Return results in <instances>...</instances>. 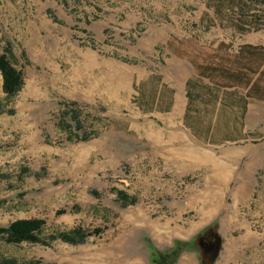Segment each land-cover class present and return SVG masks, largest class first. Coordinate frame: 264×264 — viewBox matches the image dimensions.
<instances>
[{"label":"rangeland","instance_id":"374dc122","mask_svg":"<svg viewBox=\"0 0 264 264\" xmlns=\"http://www.w3.org/2000/svg\"><path fill=\"white\" fill-rule=\"evenodd\" d=\"M221 43L264 0H0V264H264V100L187 91Z\"/></svg>","mask_w":264,"mask_h":264},{"label":"trees","instance_id":"16d2710c","mask_svg":"<svg viewBox=\"0 0 264 264\" xmlns=\"http://www.w3.org/2000/svg\"><path fill=\"white\" fill-rule=\"evenodd\" d=\"M227 48L223 43L216 49L215 62L196 67L197 76L187 82L189 97L196 94V83L204 79L219 88L239 86L247 89L246 98L264 100V49L261 45L243 44L234 54L219 53ZM7 52V53H6ZM0 55V73L3 78V91L7 96H14L23 84V75L12 63L8 54ZM195 81V82H194ZM210 88V87H209ZM195 90V91H194ZM191 94V95H190ZM200 97L201 95L196 94ZM246 103V102H245ZM39 220L17 221L8 228H0V236H6L8 242L34 239V234L41 228Z\"/></svg>","mask_w":264,"mask_h":264}]
</instances>
